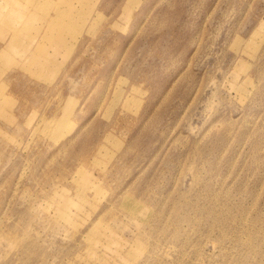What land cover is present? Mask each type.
<instances>
[{
	"label": "rangeland",
	"instance_id": "374dc122",
	"mask_svg": "<svg viewBox=\"0 0 264 264\" xmlns=\"http://www.w3.org/2000/svg\"><path fill=\"white\" fill-rule=\"evenodd\" d=\"M128 1L0 0V264H264V0Z\"/></svg>",
	"mask_w": 264,
	"mask_h": 264
},
{
	"label": "bare ground",
	"instance_id": "6f19581e",
	"mask_svg": "<svg viewBox=\"0 0 264 264\" xmlns=\"http://www.w3.org/2000/svg\"><path fill=\"white\" fill-rule=\"evenodd\" d=\"M135 8H136V4L133 1H130L129 0L125 4V7H124L123 19L128 20L129 17L132 16L133 10ZM47 23L48 24L46 25V27H49V29L52 28V27L59 26V25L62 24L61 21H57L55 19H51ZM24 39H26V38H24L22 36L14 35V33H11V34L7 35V37L5 38V44H6L7 48H9V50H11V53L13 55H15V57H12L11 56V58H13V60H11L9 62L7 61V62H4L3 63L6 69H9L10 70L11 68L12 69L20 68L19 67V64L20 63H27L31 67L32 64H34V61H33L34 55H40V54L44 53V51L36 50L32 54V50H29L28 48H26L25 44L22 42ZM6 55H9V52L7 50H5V49H1V51H0V58L4 60L5 57H6ZM54 68H57V66H54ZM3 75H5V71L3 69H0V94L3 93L5 90H7V88H6L7 82H5V79H3L4 78ZM17 99L15 100L16 101L15 103L18 104L19 101ZM70 101H71V98L68 99L67 103H70ZM3 103L4 102H3L2 98L0 97V109L2 111H3V107H2ZM66 109H67V107L65 108V110ZM69 113H70V110H66L65 111V114L63 116H61L60 118L55 117V116H52V117H50L48 119L47 113H45L44 115L39 116L38 122L40 124L45 123L47 121V119L51 121V126H48V125L46 126V128L44 129V134L49 137V139H50V141L52 143H56L57 141H59V139L61 137H64L65 136L68 128L67 127H64L65 125H67V121L64 120V118L67 117ZM1 114H2V116H1L2 117V120L5 121L4 122V125L5 126H8V127L9 126H14L15 127L16 125L19 126L18 125V122H16L17 121V118H18V114H16L14 112V110L12 111V113H5L4 112V113H1ZM31 120L32 119L29 117L27 119V122H26V120H24V123L23 124L24 125H27V126L30 124V126H31V123H30ZM2 126H1V129H0V135H2L3 137L11 138V136H9V134L6 132L5 127H2ZM113 132L115 134H118V133H116L115 130ZM118 135L121 136L120 134H118ZM118 143L119 142H117V140H116L115 141V144L109 145V146L112 147L113 149H116V147L118 146ZM19 145H21V144H19ZM106 145L108 146V144H106ZM90 154L91 155H94V156H96V154H98L100 157H103V156H101L97 152V148H95V147L93 148V150L91 151ZM75 187H76V184H73L72 188L66 187V189H64V190H67L68 192L69 191H75ZM70 189H72V190H70ZM78 193L80 194L81 197H83L84 193L79 192V191H78ZM96 225H97V222H95L93 224V226L91 227V229H93L94 227H96ZM141 246H142V244H139V248L140 249H141Z\"/></svg>",
	"mask_w": 264,
	"mask_h": 264
}]
</instances>
